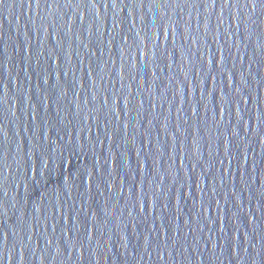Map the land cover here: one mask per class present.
I'll return each instance as SVG.
<instances>
[{
	"label": "water",
	"instance_id": "water-1",
	"mask_svg": "<svg viewBox=\"0 0 264 264\" xmlns=\"http://www.w3.org/2000/svg\"><path fill=\"white\" fill-rule=\"evenodd\" d=\"M0 264H264V5L3 0Z\"/></svg>",
	"mask_w": 264,
	"mask_h": 264
},
{
	"label": "snow or ice",
	"instance_id": "snow-or-ice-1",
	"mask_svg": "<svg viewBox=\"0 0 264 264\" xmlns=\"http://www.w3.org/2000/svg\"><path fill=\"white\" fill-rule=\"evenodd\" d=\"M3 0H0V3H2ZM226 3H229V0H225ZM251 3L253 5V11H255V7L257 5H264V0H244L245 7Z\"/></svg>",
	"mask_w": 264,
	"mask_h": 264
}]
</instances>
